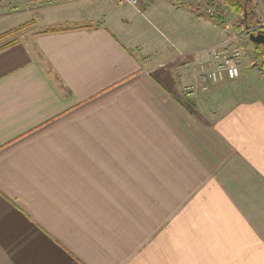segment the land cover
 Returning a JSON list of instances; mask_svg holds the SVG:
<instances>
[{"label": "crops", "instance_id": "1", "mask_svg": "<svg viewBox=\"0 0 264 264\" xmlns=\"http://www.w3.org/2000/svg\"><path fill=\"white\" fill-rule=\"evenodd\" d=\"M205 14L0 5L7 27L37 26L0 50V264H264V69L204 88L180 25L212 23L216 42L235 28Z\"/></svg>", "mask_w": 264, "mask_h": 264}, {"label": "rangeland", "instance_id": "2", "mask_svg": "<svg viewBox=\"0 0 264 264\" xmlns=\"http://www.w3.org/2000/svg\"><path fill=\"white\" fill-rule=\"evenodd\" d=\"M28 0H25V3H27ZM212 0H197V4L204 9V12L209 13L207 10L208 6H215L217 3H219V0H215V3H211ZM1 4L5 5H15V0H3ZM220 4V3H219ZM48 9L49 13L47 18L52 19L56 18L61 14H70V13H77L79 12V9L77 6L72 7V5L67 6H61L58 8L57 14L55 13V9ZM124 10H130L129 5H125L123 8ZM217 11L220 16H223V18L227 21H229L231 24H235V28L233 29L232 36H238L240 35L246 28V25L243 21L244 16L241 14H236L232 12L228 6L226 5H219L217 6ZM214 20V19H212ZM216 21V20H215ZM36 22V16H31V20L25 22V24H28L27 27H20L18 30L13 31L9 36L4 37L0 40V45L5 43L9 40H15L19 38H29L32 39V37L35 34V31H37V26L34 25ZM11 24L10 21L6 20L5 18H0V33L4 32L6 30L12 29V27H7V25ZM20 26V25H19ZM183 31L189 35L192 40H194L193 47L191 49H195L197 51L203 50L204 48L211 47L218 42H216L221 37V30L218 26H214L212 23H208L205 21H200L197 24H192V26L188 24H181L180 25ZM251 27V26H250ZM14 28V27H13ZM238 42L244 46L245 52L242 55L241 59V65H242V72L243 68H245V62H247L250 66H254L257 63L260 64L261 58L259 56L258 50L264 49V45H260L257 47V44L251 39L249 34L242 35L238 38ZM250 46V47H249ZM250 48V50L248 49ZM240 77V76H239ZM238 77V78H239ZM249 80H247L248 82ZM211 84V83H210ZM244 88H247L244 87Z\"/></svg>", "mask_w": 264, "mask_h": 264}, {"label": "built area", "instance_id": "3", "mask_svg": "<svg viewBox=\"0 0 264 264\" xmlns=\"http://www.w3.org/2000/svg\"><path fill=\"white\" fill-rule=\"evenodd\" d=\"M126 1L134 6H138L143 2V0ZM218 4L208 6L206 11L209 13L207 14H218ZM260 30L264 31V20H260L251 27L246 28L238 36H230L211 47L198 51L204 52L207 56V59L202 63V71L200 74V81L204 88H207L209 83H218L226 79H236L242 75L241 59L245 48L238 42V38L242 35L257 33ZM187 88H191V86Z\"/></svg>", "mask_w": 264, "mask_h": 264}, {"label": "trees", "instance_id": "4", "mask_svg": "<svg viewBox=\"0 0 264 264\" xmlns=\"http://www.w3.org/2000/svg\"><path fill=\"white\" fill-rule=\"evenodd\" d=\"M177 1H179V0H177ZM215 2H216L215 0L211 1V3H215ZM218 2L220 3V4H218V6L222 5V4L226 5L229 7V9L232 12H234L236 14L243 15L244 16L243 21H244L246 27H248V28L250 26L254 25L255 23H257L258 21H260V19L257 18V15H256V5L257 4H256L255 0H219ZM187 5L193 6V8L198 9V7L191 2H187ZM205 15H207L211 19H214L217 21L221 19V16L219 14H207L206 13ZM25 25H27V24L24 23L20 26H17V27H14L12 29L1 32L0 33V40L6 36H9L13 31H15V30L17 31L18 28L23 27ZM69 28H71V27L70 26H65V27H61V28H54L53 27V28H47L45 30H42L41 32H52V31L66 30ZM16 41H17V39L6 41L5 43L0 45V50L10 47L11 45L15 44ZM260 45L261 44H257V47ZM258 53H259V56L261 58V62L259 64V66L264 69V49L258 50ZM41 56L43 57L42 54H41ZM45 69H46L47 73L53 74V68L51 67V65L45 66ZM55 76H57V75L55 74ZM68 92H69V90H68Z\"/></svg>", "mask_w": 264, "mask_h": 264}, {"label": "water", "instance_id": "5", "mask_svg": "<svg viewBox=\"0 0 264 264\" xmlns=\"http://www.w3.org/2000/svg\"><path fill=\"white\" fill-rule=\"evenodd\" d=\"M250 37L255 43L264 45V31L260 30L257 33H251Z\"/></svg>", "mask_w": 264, "mask_h": 264}, {"label": "flooded vegetation", "instance_id": "6", "mask_svg": "<svg viewBox=\"0 0 264 264\" xmlns=\"http://www.w3.org/2000/svg\"><path fill=\"white\" fill-rule=\"evenodd\" d=\"M3 0L0 1V3L2 2ZM263 45V44H262Z\"/></svg>", "mask_w": 264, "mask_h": 264}]
</instances>
